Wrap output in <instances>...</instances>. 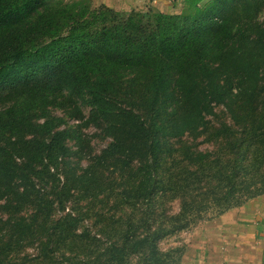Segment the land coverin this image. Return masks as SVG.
<instances>
[{
  "label": "trees",
  "instance_id": "1",
  "mask_svg": "<svg viewBox=\"0 0 264 264\" xmlns=\"http://www.w3.org/2000/svg\"><path fill=\"white\" fill-rule=\"evenodd\" d=\"M202 1L0 0V264L36 244L38 264H180L162 237L264 195V0ZM84 97L110 142L85 158L77 138L74 159L69 130L33 120L60 105L80 120Z\"/></svg>",
  "mask_w": 264,
  "mask_h": 264
},
{
  "label": "rangeland",
  "instance_id": "2",
  "mask_svg": "<svg viewBox=\"0 0 264 264\" xmlns=\"http://www.w3.org/2000/svg\"><path fill=\"white\" fill-rule=\"evenodd\" d=\"M63 2L82 1L89 4L92 10L102 5V0H62ZM104 1V0H103ZM111 2V0H109ZM162 4H167L172 12L180 14L185 0H159ZM208 0H203L200 5ZM121 12H163L167 13L164 7L156 4L155 0H123L119 4ZM105 5V4H103ZM173 6V8L171 7ZM257 15L255 23L264 22V9ZM65 96L66 93L64 92ZM61 99V98H60ZM82 119L76 120L69 114V108L64 106L49 107L42 118L33 122L42 124L45 121L53 122L54 131L69 130L73 136L66 141V145L72 152V158L77 159L76 152L80 149L77 145V138L81 139V153L83 157L99 154L106 148L110 139L107 138L95 125H86L90 116L91 108L87 97L78 100ZM1 109V108H0ZM216 116L210 118L216 127L222 124H229L230 118L224 107L215 108ZM201 151H212V146L208 144L199 147ZM86 161L80 163V167L86 166ZM58 166H61L60 164ZM61 170V169H60ZM62 178V177H60ZM69 207L64 212H57L54 216H64L69 212ZM163 214H175L178 211V202L171 199L160 208ZM27 210L23 213L27 216ZM0 216L5 218L1 211ZM212 214L205 215L204 220L199 221L187 230L176 231L161 238L158 247L162 251L179 247L182 248V258L180 264H246L249 261L248 255L255 259L259 264L264 259V195L251 199L243 206L233 209L219 218L211 219ZM224 217V218H223ZM223 218V219H221ZM222 220V221H221ZM88 225L87 222L84 223ZM39 245L32 248H22L18 252L10 255L12 264H38ZM261 249V251L259 250Z\"/></svg>",
  "mask_w": 264,
  "mask_h": 264
},
{
  "label": "crops",
  "instance_id": "3",
  "mask_svg": "<svg viewBox=\"0 0 264 264\" xmlns=\"http://www.w3.org/2000/svg\"><path fill=\"white\" fill-rule=\"evenodd\" d=\"M116 1H118L119 2V4H121V3H123V0H111V2L109 1V0H102V3L103 4H105L107 7H110V8H112V9H114V10H116V11H121V10H119V9H121L120 7H119V5L116 3ZM155 2H156V4L158 5V6H160V7H164L165 8V10H167V13L166 14H176L175 12H172L171 11V8H169L168 7V5L167 4H162L161 3V1H159V0H155ZM123 5H124V3H123ZM172 8H173V6H171ZM160 13H163V12H160ZM224 218V217H223ZM223 218H221V219H223ZM222 221V220H221ZM264 249V248H263ZM260 251H261V249H259ZM264 250H262V252H263ZM248 259H249V261L248 262H246V264H259L255 259H253V258H251L250 257V255H248ZM262 261H264V259H261V263H262ZM264 264V263H263Z\"/></svg>",
  "mask_w": 264,
  "mask_h": 264
}]
</instances>
